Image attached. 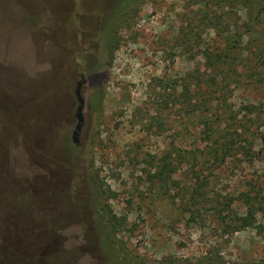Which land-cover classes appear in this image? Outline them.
Instances as JSON below:
<instances>
[{"label": "rangeland", "instance_id": "rangeland-1", "mask_svg": "<svg viewBox=\"0 0 264 264\" xmlns=\"http://www.w3.org/2000/svg\"><path fill=\"white\" fill-rule=\"evenodd\" d=\"M194 8V0H0V264H264V211L234 232L227 226L245 218L238 195L261 181L264 147L253 164L199 159L205 142L181 97L205 69L182 43ZM75 32L91 51L99 41L103 74L82 86L77 142L80 71L53 47L72 46ZM243 94L263 96L246 90L233 102ZM169 154L178 184L159 189L149 160ZM197 176L206 200L185 212L180 189L196 188ZM103 205L113 230L99 217Z\"/></svg>", "mask_w": 264, "mask_h": 264}, {"label": "trees", "instance_id": "trees-1", "mask_svg": "<svg viewBox=\"0 0 264 264\" xmlns=\"http://www.w3.org/2000/svg\"><path fill=\"white\" fill-rule=\"evenodd\" d=\"M132 1L124 0V3L129 5ZM194 4L191 11L194 22L183 28L182 43L189 41L190 49L202 55L205 69L195 73L193 88L190 84L183 85L181 97L189 103L190 114L197 120L205 142L198 157L216 165L253 164L264 147L261 126L264 121V0H194ZM121 6L123 4L116 6L114 16ZM208 31H212L213 36L205 38ZM188 35L192 42L186 39ZM246 90L263 96L257 100L243 94L240 103L235 104V93ZM149 163L154 170L148 172V178L157 180L159 189H165L177 170L172 165L171 154L160 158L152 156ZM198 179L199 176L198 186L191 191L186 187L180 189L179 200L185 212L201 198L206 200L202 190L206 182ZM163 193L166 195L165 191ZM238 199L246 207V213L244 220L230 219L227 226L232 232L250 225L255 213L264 211V175L260 182H249ZM106 209L105 205L99 206L98 214L113 230L112 219H106ZM221 219L225 222L226 215Z\"/></svg>", "mask_w": 264, "mask_h": 264}, {"label": "flooded vegetation", "instance_id": "flooded-vegetation-1", "mask_svg": "<svg viewBox=\"0 0 264 264\" xmlns=\"http://www.w3.org/2000/svg\"><path fill=\"white\" fill-rule=\"evenodd\" d=\"M73 37L76 39V42L72 46L71 45L69 46L68 44H65V42L61 41L62 43L56 42L55 43L56 45L55 46L53 45V47L58 49H63L66 52L67 57H66V61H64L63 64H66V66L69 65L67 66V69L75 68L77 69V71H80L79 80L76 82L75 91L77 88H79V90L81 91L82 86L86 81L98 78L100 75L103 76V74L98 71L99 57L97 52L99 50V41L97 42V44L93 45V48L95 50V52H93L94 50L91 51V47L86 44V40L84 38H81L80 32H75ZM108 64L109 62L106 61L104 63V66L105 65L107 66ZM84 65L86 66L87 69H85ZM78 134L75 135L76 139ZM72 137H73V132H72Z\"/></svg>", "mask_w": 264, "mask_h": 264}, {"label": "water", "instance_id": "water-1", "mask_svg": "<svg viewBox=\"0 0 264 264\" xmlns=\"http://www.w3.org/2000/svg\"><path fill=\"white\" fill-rule=\"evenodd\" d=\"M75 95H76V99H77V107H76V111H75V118H76V125L73 131V141H76L75 135L78 134L83 126L84 123V115H83V109H84V98L81 95V91L79 90V88L76 89L75 91Z\"/></svg>", "mask_w": 264, "mask_h": 264}]
</instances>
